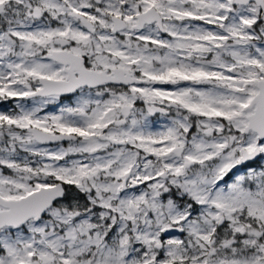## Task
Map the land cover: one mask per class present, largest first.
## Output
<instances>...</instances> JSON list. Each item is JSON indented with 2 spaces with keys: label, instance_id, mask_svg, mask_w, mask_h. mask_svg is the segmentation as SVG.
<instances>
[{
  "label": "snow or ice",
  "instance_id": "obj_1",
  "mask_svg": "<svg viewBox=\"0 0 264 264\" xmlns=\"http://www.w3.org/2000/svg\"><path fill=\"white\" fill-rule=\"evenodd\" d=\"M0 264H264V0H0Z\"/></svg>",
  "mask_w": 264,
  "mask_h": 264
},
{
  "label": "rangeland",
  "instance_id": "obj_2",
  "mask_svg": "<svg viewBox=\"0 0 264 264\" xmlns=\"http://www.w3.org/2000/svg\"><path fill=\"white\" fill-rule=\"evenodd\" d=\"M5 107V105H0V108Z\"/></svg>",
  "mask_w": 264,
  "mask_h": 264
}]
</instances>
